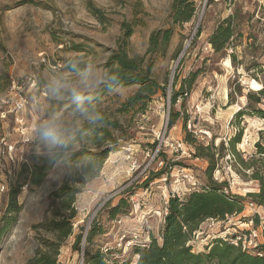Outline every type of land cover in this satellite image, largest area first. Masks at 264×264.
<instances>
[{
    "label": "rangeland",
    "instance_id": "rangeland-1",
    "mask_svg": "<svg viewBox=\"0 0 264 264\" xmlns=\"http://www.w3.org/2000/svg\"><path fill=\"white\" fill-rule=\"evenodd\" d=\"M192 1V19L174 24L173 0H0V220L17 191L0 264H27L37 251L51 252V244L58 246L56 264H85L86 241L79 250L73 244L77 235L84 240L91 224L101 233L90 250L110 264H138L139 247L151 238L160 243L168 200L202 192L210 182L226 197H241L242 210L205 219L188 243L192 251L205 252L217 238L234 245L253 231L254 242L264 243V206L248 197L259 192L255 174L264 167L256 148L264 147V116L254 112H264V100L247 99L264 88V0ZM229 15L234 37L215 51L208 39ZM124 25L132 29L123 46L128 57L142 58L157 86L126 108L138 85L104 90L106 64L122 46ZM167 29L168 42L149 53L150 36ZM48 121L61 130L62 145L41 140L36 129ZM101 128L108 135L96 131ZM89 132L100 137L85 139ZM239 133L233 154L230 142ZM106 148L100 172L82 184L80 157L73 155ZM55 154L60 159L48 165ZM41 167L44 179L32 186L30 174ZM65 182L80 191L72 233L61 238L48 224L69 214L52 196ZM120 200L128 206L109 218Z\"/></svg>",
    "mask_w": 264,
    "mask_h": 264
},
{
    "label": "trees",
    "instance_id": "trees-1",
    "mask_svg": "<svg viewBox=\"0 0 264 264\" xmlns=\"http://www.w3.org/2000/svg\"><path fill=\"white\" fill-rule=\"evenodd\" d=\"M91 9L92 13L98 18L99 11L94 8ZM194 14L195 5L192 0H173L171 5V18L174 24L187 23L192 19ZM233 18V15L227 16L209 37L208 41L215 51L226 49L230 46V40L234 37ZM131 34V27L124 25L122 46H120V49L109 58L106 64V67L109 69V77L107 86L104 90L112 89L118 85L139 86L137 93L127 99L122 106L123 108L131 107L147 99V97L155 93L152 89L156 86L150 77V66L143 68V59L129 58L125 47H123ZM170 36V29L152 34L149 39L148 52L153 53L160 47H163L170 39ZM113 75H118L119 77L116 83H112L111 78ZM181 91H183V88ZM177 95L178 94H174L172 96V103L176 100ZM247 99L259 104L260 101L264 100V88L257 92L248 93ZM254 112L264 116L262 110H254ZM173 122L174 118H171L169 124L171 125ZM113 126H117L116 122H113ZM85 131L86 130L80 131L77 138L74 140L78 141L80 137L84 135ZM96 131H98L100 135H108L107 130L104 128ZM98 135L97 132H89L84 138L90 139L94 137V140L97 141L98 137H100ZM239 137L240 133L230 142L233 154L235 153L234 144L239 141ZM111 141L115 143L114 140ZM95 144L98 145V142H95ZM256 148L258 155L261 157L260 161L264 166V147L257 144ZM109 151L110 150L107 148L96 152L82 150L73 155V158L80 157L78 160L79 169L77 173L80 178H82V184L98 175ZM60 157V154H55L46 162H48V165H51L60 159ZM240 161L243 164V161ZM44 169L45 168L41 167L39 170L31 172L29 183L32 186H37L42 182L44 179ZM212 169V166L208 168V175H210ZM255 178L259 181V192L248 194V197L253 198L259 206H264V167L261 173L257 172L255 174ZM79 191L78 188L69 187L65 182L52 195L59 200L60 207L64 211H69L66 220L48 224L49 229L56 232L61 238H65L72 233V227L69 221L75 216L72 204L74 196ZM16 195V190L10 193L9 209L0 220V240L15 221L13 216L9 213H14V211H16ZM241 201L242 198L238 196L226 197L224 194L220 193V189L212 182H210L207 188L202 192H192L183 199L177 197L170 198L167 203V214L164 217V226L160 233V243L157 242L155 238H151L148 245L139 247L136 250L138 264H264V243L259 245L256 252L253 254L242 252L239 247L229 244L219 238L214 239L203 253L193 252L191 246L188 245L192 239L193 233L205 219H223L227 215L238 214L242 210ZM127 206L128 204L125 200H120L117 205L109 209V218L113 219L120 215L123 212L121 209ZM255 221L257 222V220ZM98 233H101V230L91 224L89 230L86 232L84 240L82 239V235H77L75 237L73 249L79 250V244L82 241H86L89 247L93 238ZM51 246V252L44 253L37 251L35 256L31 258L27 264H56L58 246L57 244H51ZM88 247L81 249L85 264H110L109 260H107L105 255L99 250L92 251Z\"/></svg>",
    "mask_w": 264,
    "mask_h": 264
},
{
    "label": "clouds",
    "instance_id": "clouds-1",
    "mask_svg": "<svg viewBox=\"0 0 264 264\" xmlns=\"http://www.w3.org/2000/svg\"><path fill=\"white\" fill-rule=\"evenodd\" d=\"M111 79H112V83H116L119 77L118 75H113ZM96 119L101 120L102 117L97 116ZM36 131L38 132L41 140L45 142L46 144H48L50 147L60 146L64 143L61 130L55 124L54 121H48V122L41 123L37 127Z\"/></svg>",
    "mask_w": 264,
    "mask_h": 264
},
{
    "label": "built area",
    "instance_id": "built-area-1",
    "mask_svg": "<svg viewBox=\"0 0 264 264\" xmlns=\"http://www.w3.org/2000/svg\"><path fill=\"white\" fill-rule=\"evenodd\" d=\"M261 223H260V227H264V220L261 219ZM257 237L256 235V232L253 231L251 235H249V238H245L244 240H242L241 238H235L234 239V246H239L242 250V252H246V253H249V252H256L257 248L259 247V244L255 243L254 242V239ZM241 246H240V244Z\"/></svg>",
    "mask_w": 264,
    "mask_h": 264
},
{
    "label": "bare ground",
    "instance_id": "bare-ground-1",
    "mask_svg": "<svg viewBox=\"0 0 264 264\" xmlns=\"http://www.w3.org/2000/svg\"><path fill=\"white\" fill-rule=\"evenodd\" d=\"M227 63H228V61H227Z\"/></svg>",
    "mask_w": 264,
    "mask_h": 264
}]
</instances>
